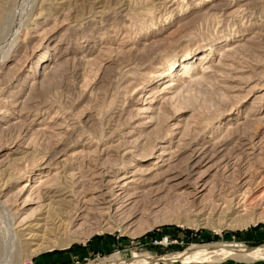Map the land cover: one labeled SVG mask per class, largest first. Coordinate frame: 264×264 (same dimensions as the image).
<instances>
[{
  "label": "rangeland",
  "instance_id": "1",
  "mask_svg": "<svg viewBox=\"0 0 264 264\" xmlns=\"http://www.w3.org/2000/svg\"><path fill=\"white\" fill-rule=\"evenodd\" d=\"M33 3L1 44L0 215L22 233L62 187L88 208L19 264L264 245V0Z\"/></svg>",
  "mask_w": 264,
  "mask_h": 264
},
{
  "label": "bare ground",
  "instance_id": "2",
  "mask_svg": "<svg viewBox=\"0 0 264 264\" xmlns=\"http://www.w3.org/2000/svg\"><path fill=\"white\" fill-rule=\"evenodd\" d=\"M33 4H34L33 0H0V59L1 57L7 58L6 57L7 51L5 49L1 50V44L4 41L8 42L9 39H13L12 37H10L11 30L15 28V24H18L17 23L18 19H20V16H22V14L25 12L24 10L29 11L28 9H31ZM27 14L28 13H26V16ZM231 38L228 37L227 41L231 40ZM5 45L6 44L4 43V47ZM205 52L206 51H199L198 55L192 54L189 56L188 59L185 58L182 61L178 62V64H176V61H173L171 59V62L169 63L170 67L166 69L164 72V75H165L164 78L173 75V72H174L173 68L175 69L174 67L175 65L179 66L182 63L183 68L185 69L190 68L193 65L195 57L199 56L201 59L205 58L206 56ZM174 76H175V72H174ZM85 190L86 189H84V191ZM92 190H96L94 188V184L87 186V192L92 191ZM42 193H43L42 201H49V202L41 203V205L48 206V207L50 205V207L48 211L46 210L47 212L46 211L41 212L42 214L40 215L42 216L37 218V222L33 221L30 224H28L27 227H25V231L22 233L19 230H16L12 227V220L14 216H12V214L10 213L7 207L2 206L1 215H0L1 216V220H0L1 222L0 223V264H19V258L21 254L20 250H21V246H23V244H21L22 239H25V240L26 239L36 240L37 239L38 240L41 236L43 237L44 235L43 233H47L50 230L56 232L57 229L60 227V225L65 226V224H69V222L73 223V221L81 218L83 216V214H81L83 210H86L88 208L87 207L83 209L82 207L83 205L82 206L80 204L77 205L79 202L76 204H73V203L67 204L66 202H69L75 199L73 198V196L71 197L72 190L70 191V189H67L64 187L56 188V189H48ZM68 197H70L71 200L65 199ZM63 200L65 201V203ZM59 202H62V203H59ZM86 203L87 201H84L83 204H86ZM65 206L70 207V209L68 210V208H65ZM44 213H46L47 215H44ZM62 216L63 217L66 216L69 218V220H73V221H68V223H65L66 219L65 220L62 219L63 218ZM50 223L54 226H51V227L48 226V224ZM38 231H42L43 233L40 234ZM27 245L29 244H26V246ZM22 249L24 250L23 247ZM29 251L30 249L28 250V252ZM22 252L24 253L25 250ZM30 253L32 254V252H29V254ZM23 255L26 256L25 253ZM227 256L234 257L238 260H244V261L264 258V245H260L257 247H249L246 245L236 244L233 242L223 243L220 245H217L215 243H212V244L209 243L208 245H200L198 247L196 246L194 250H191L190 254H187V252H182V253H174V254L165 255V256H158V255H148L145 253L139 255L136 253L133 256H127V257H117L116 256L117 258L113 259V262L111 264H152L158 261H168L169 259L170 261H172L171 258L173 257H179L182 260H188V259L194 258L197 261L198 260L203 261L205 259H211L213 257L219 259V258H224Z\"/></svg>",
  "mask_w": 264,
  "mask_h": 264
}]
</instances>
